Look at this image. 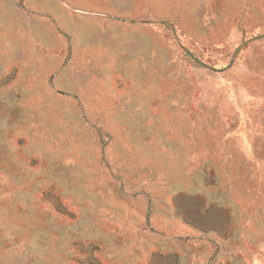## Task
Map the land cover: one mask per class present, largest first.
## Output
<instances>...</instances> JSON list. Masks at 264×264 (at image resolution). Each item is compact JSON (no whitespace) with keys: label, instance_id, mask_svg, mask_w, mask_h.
Instances as JSON below:
<instances>
[{"label":"rangeland","instance_id":"obj_1","mask_svg":"<svg viewBox=\"0 0 264 264\" xmlns=\"http://www.w3.org/2000/svg\"><path fill=\"white\" fill-rule=\"evenodd\" d=\"M212 2L137 21L158 110L88 119L124 142L103 133L110 182L72 179L69 134L7 131L24 105L0 101V264H264V0Z\"/></svg>","mask_w":264,"mask_h":264},{"label":"crops","instance_id":"obj_2","mask_svg":"<svg viewBox=\"0 0 264 264\" xmlns=\"http://www.w3.org/2000/svg\"><path fill=\"white\" fill-rule=\"evenodd\" d=\"M208 1L217 7L220 0ZM186 4L190 0H0V87H8L0 101L24 105L3 126L16 133L60 129L69 134L62 169L72 179L84 174L110 182L103 133L110 150H124V142L117 129L100 133L88 119L157 112V72L140 57L157 54L160 33L137 21L159 17L167 6L172 20L176 7ZM215 22L204 21L210 29ZM27 103H35V116Z\"/></svg>","mask_w":264,"mask_h":264},{"label":"trees","instance_id":"obj_3","mask_svg":"<svg viewBox=\"0 0 264 264\" xmlns=\"http://www.w3.org/2000/svg\"><path fill=\"white\" fill-rule=\"evenodd\" d=\"M165 26H166V25H165ZM244 46H246V44H245Z\"/></svg>","mask_w":264,"mask_h":264}]
</instances>
